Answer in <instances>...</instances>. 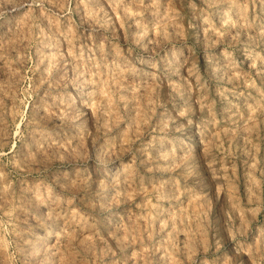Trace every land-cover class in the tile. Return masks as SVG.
I'll return each mask as SVG.
<instances>
[{
    "label": "rangeland",
    "instance_id": "374dc122",
    "mask_svg": "<svg viewBox=\"0 0 264 264\" xmlns=\"http://www.w3.org/2000/svg\"><path fill=\"white\" fill-rule=\"evenodd\" d=\"M0 264H264V0H0Z\"/></svg>",
    "mask_w": 264,
    "mask_h": 264
}]
</instances>
